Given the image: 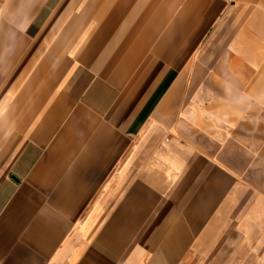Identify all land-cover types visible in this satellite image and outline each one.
<instances>
[{
  "label": "crops",
  "instance_id": "crops-1",
  "mask_svg": "<svg viewBox=\"0 0 264 264\" xmlns=\"http://www.w3.org/2000/svg\"><path fill=\"white\" fill-rule=\"evenodd\" d=\"M0 264H264V0H0Z\"/></svg>",
  "mask_w": 264,
  "mask_h": 264
},
{
  "label": "water",
  "instance_id": "water-1",
  "mask_svg": "<svg viewBox=\"0 0 264 264\" xmlns=\"http://www.w3.org/2000/svg\"><path fill=\"white\" fill-rule=\"evenodd\" d=\"M13 179H15L14 177H13ZM16 180V179H15Z\"/></svg>",
  "mask_w": 264,
  "mask_h": 264
}]
</instances>
